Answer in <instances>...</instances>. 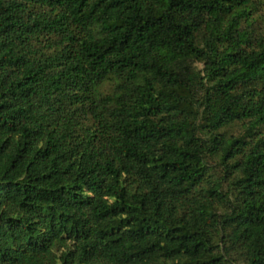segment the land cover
<instances>
[{
	"label": "trees",
	"instance_id": "16d2710c",
	"mask_svg": "<svg viewBox=\"0 0 264 264\" xmlns=\"http://www.w3.org/2000/svg\"><path fill=\"white\" fill-rule=\"evenodd\" d=\"M262 8L0 0V264H264Z\"/></svg>",
	"mask_w": 264,
	"mask_h": 264
},
{
	"label": "rangeland",
	"instance_id": "374dc122",
	"mask_svg": "<svg viewBox=\"0 0 264 264\" xmlns=\"http://www.w3.org/2000/svg\"><path fill=\"white\" fill-rule=\"evenodd\" d=\"M263 2H264V0H263ZM261 12L263 13L262 18L264 19V8H262V11ZM198 67L199 68H202L201 65H198ZM241 132H242V130H241V128L239 126H234V127L230 128V129L226 130L225 131V134H227V135H238ZM212 166H214V168H215V162L214 161H212ZM211 168L214 170L213 167H211Z\"/></svg>",
	"mask_w": 264,
	"mask_h": 264
}]
</instances>
